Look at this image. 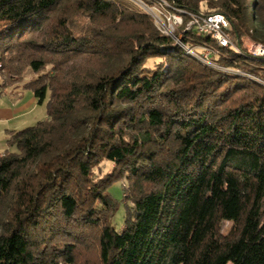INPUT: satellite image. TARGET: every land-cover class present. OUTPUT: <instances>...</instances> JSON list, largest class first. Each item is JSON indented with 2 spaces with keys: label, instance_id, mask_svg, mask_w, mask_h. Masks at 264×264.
Listing matches in <instances>:
<instances>
[{
  "label": "trees",
  "instance_id": "obj_1",
  "mask_svg": "<svg viewBox=\"0 0 264 264\" xmlns=\"http://www.w3.org/2000/svg\"><path fill=\"white\" fill-rule=\"evenodd\" d=\"M168 1L239 51L186 31L207 66L126 0H0L6 84L47 114L6 131L0 264H264V0Z\"/></svg>",
  "mask_w": 264,
  "mask_h": 264
},
{
  "label": "built area",
  "instance_id": "obj_2",
  "mask_svg": "<svg viewBox=\"0 0 264 264\" xmlns=\"http://www.w3.org/2000/svg\"><path fill=\"white\" fill-rule=\"evenodd\" d=\"M140 11L150 15L156 28L163 35L171 37L180 45L186 53L207 66L221 68L209 59V55L215 50L207 44L182 42V35L186 31L197 34L210 35L220 47H231L239 51V48L229 37L228 29L230 21L221 12L204 13L186 11L183 8L170 3L168 0H126ZM248 53L264 56V45L252 41L248 46Z\"/></svg>",
  "mask_w": 264,
  "mask_h": 264
},
{
  "label": "rangeland",
  "instance_id": "obj_3",
  "mask_svg": "<svg viewBox=\"0 0 264 264\" xmlns=\"http://www.w3.org/2000/svg\"><path fill=\"white\" fill-rule=\"evenodd\" d=\"M204 5L205 4L202 3L203 7ZM241 42L242 47L248 52V46L252 43V40L247 37H242ZM159 60V58L150 59L146 65L148 67H154ZM34 76L35 73L28 70L22 81L6 84V71L0 64V153L7 148L5 138L8 129L19 130L26 126L33 125L38 120L47 117L45 103H37L32 91L24 89L22 85L24 80ZM111 167L112 164L110 162H102L100 166L95 169L96 176L104 174L109 171ZM122 186L123 184L118 181L110 186L108 190L114 198L120 199L122 196ZM122 221L123 207L121 205L114 216L113 223L116 228H120ZM228 226L229 223H225L223 225V230H226ZM87 253L89 252H86V254ZM88 255H90V253L87 254V256Z\"/></svg>",
  "mask_w": 264,
  "mask_h": 264
}]
</instances>
